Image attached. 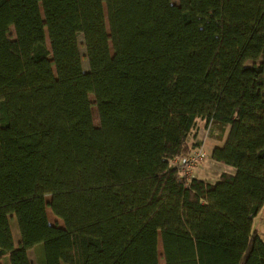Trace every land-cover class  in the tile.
I'll use <instances>...</instances> for the list:
<instances>
[{"label":"trees","instance_id":"1","mask_svg":"<svg viewBox=\"0 0 264 264\" xmlns=\"http://www.w3.org/2000/svg\"><path fill=\"white\" fill-rule=\"evenodd\" d=\"M178 2L0 0V262L264 264V0Z\"/></svg>","mask_w":264,"mask_h":264},{"label":"rangeland","instance_id":"2","mask_svg":"<svg viewBox=\"0 0 264 264\" xmlns=\"http://www.w3.org/2000/svg\"><path fill=\"white\" fill-rule=\"evenodd\" d=\"M172 3L174 5L179 4L178 0H172ZM104 13L106 16L105 7H104ZM9 35L11 39L14 38V33H13L12 28L9 31ZM207 35H210V32H207ZM78 43H79L80 54L83 58H85V49L83 48V37L82 36L78 37ZM48 48H49V43H48ZM82 65H83V69L85 71H88V63L86 60L82 61ZM89 100L91 103L94 102V98L91 95L89 96ZM91 114H92L93 124L96 128H98L99 127L98 114H97L96 108L93 106L91 108ZM212 131L213 132H208L205 129L204 122L203 123L199 122L194 129L193 135L190 136L188 140V143L190 145L195 142H201L203 144V148L206 153V160L199 166V168L195 171L194 175L195 176L197 175L200 178V180H204L208 183H213L214 181H216L219 178V175L221 174L222 171L229 172L232 169L231 167L223 166L217 163L214 164V166L211 165L213 164L210 158L212 147L215 144H218L222 137L221 133L219 132L217 128H215V130H212ZM50 200H51L50 196L45 197V201L47 204L50 203ZM47 217L51 225L59 227V228L64 227L63 222L57 217H55L51 213L49 208H47ZM10 226H11V230H12V234L14 238V245L17 247L18 243L20 242V233H19L15 219L10 220ZM252 229L253 231L257 233L259 238L264 242V205L262 206L261 210L259 211V213L257 214V216L255 217L253 221ZM158 256H159L158 258L159 264H164L163 259H162V249L160 245H159ZM29 257L32 260L33 264H37L34 250H31V252L29 253ZM0 264H6V263L2 261L0 262Z\"/></svg>","mask_w":264,"mask_h":264},{"label":"built area","instance_id":"3","mask_svg":"<svg viewBox=\"0 0 264 264\" xmlns=\"http://www.w3.org/2000/svg\"><path fill=\"white\" fill-rule=\"evenodd\" d=\"M206 160V153L203 144L191 150L184 160H174L172 165L181 174V180H190L199 166Z\"/></svg>","mask_w":264,"mask_h":264},{"label":"crops","instance_id":"4","mask_svg":"<svg viewBox=\"0 0 264 264\" xmlns=\"http://www.w3.org/2000/svg\"><path fill=\"white\" fill-rule=\"evenodd\" d=\"M199 122H202V121H198V122L196 123V125H197ZM202 123H203V122H202ZM220 141H222V140H220ZM220 141H219L218 144H215V145L212 147V149H213L214 147H216V146L222 145L223 142H220ZM212 162H213V161H212ZM214 164H216V163L213 162V164H211V165L214 166ZM221 173H229V174H233V173H234V169H231L229 172H227V171H222ZM195 178H197V179L200 180V178H199L197 175L195 176ZM218 179H219V178H218ZM218 179H217V180H218ZM217 180H216V181H217ZM216 181H214V182H216ZM214 182H213V183H214ZM30 252H31V250L28 252V256H29V253H30ZM29 258H30V257H29ZM30 260H31V259H30ZM31 261H32V260H31Z\"/></svg>","mask_w":264,"mask_h":264}]
</instances>
